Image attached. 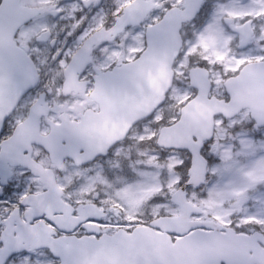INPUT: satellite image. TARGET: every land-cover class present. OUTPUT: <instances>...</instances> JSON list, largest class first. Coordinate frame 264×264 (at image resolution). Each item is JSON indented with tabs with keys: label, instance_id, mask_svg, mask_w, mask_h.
<instances>
[{
	"label": "snow or ice",
	"instance_id": "1",
	"mask_svg": "<svg viewBox=\"0 0 264 264\" xmlns=\"http://www.w3.org/2000/svg\"><path fill=\"white\" fill-rule=\"evenodd\" d=\"M0 264H264V0H0Z\"/></svg>",
	"mask_w": 264,
	"mask_h": 264
}]
</instances>
